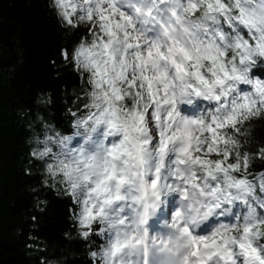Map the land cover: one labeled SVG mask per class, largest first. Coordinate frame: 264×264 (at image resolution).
Returning a JSON list of instances; mask_svg holds the SVG:
<instances>
[{"label":"clouds","instance_id":"1","mask_svg":"<svg viewBox=\"0 0 264 264\" xmlns=\"http://www.w3.org/2000/svg\"><path fill=\"white\" fill-rule=\"evenodd\" d=\"M50 7L64 42L89 30L61 49L85 101L72 131L27 141L75 205L64 238L92 264H264V0Z\"/></svg>","mask_w":264,"mask_h":264},{"label":"trees","instance_id":"2","mask_svg":"<svg viewBox=\"0 0 264 264\" xmlns=\"http://www.w3.org/2000/svg\"><path fill=\"white\" fill-rule=\"evenodd\" d=\"M54 3L0 0V264H92L88 242L63 235L76 231L69 212L75 205L42 184L43 163L30 156L33 145L27 142L53 122L70 133L71 113L83 110L85 102L80 76L61 49L70 52L73 41L89 30L78 26L64 42L66 29L50 7ZM254 72L264 77V69ZM256 123L262 127L255 135L264 143V119ZM249 170L264 171V161ZM40 199L48 201L39 206L43 211L36 206Z\"/></svg>","mask_w":264,"mask_h":264},{"label":"snow or ice","instance_id":"3","mask_svg":"<svg viewBox=\"0 0 264 264\" xmlns=\"http://www.w3.org/2000/svg\"><path fill=\"white\" fill-rule=\"evenodd\" d=\"M65 0H55V3L58 5V6H62L64 4ZM65 15V19H68V16H67V12L64 13ZM70 22V20H69ZM62 54V53H61ZM195 254V253H194Z\"/></svg>","mask_w":264,"mask_h":264}]
</instances>
